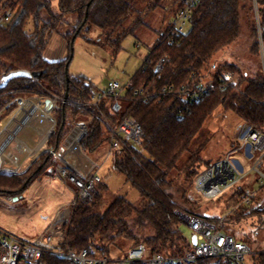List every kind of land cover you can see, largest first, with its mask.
<instances>
[{"label": "trees", "instance_id": "1", "mask_svg": "<svg viewBox=\"0 0 264 264\" xmlns=\"http://www.w3.org/2000/svg\"><path fill=\"white\" fill-rule=\"evenodd\" d=\"M56 1L55 10L51 0H0L1 16L7 10L13 14L8 25L0 29V121L17 108L16 98L57 99V108L50 112L55 128L46 147L57 151L72 124L82 122L87 131L79 146L88 156L107 143L102 118L118 124L129 117L143 131L139 146L121 141L119 151L112 157L113 171L122 175L137 191L138 203L113 194L101 180L91 201H78L69 220L60 228L61 245L75 253L85 250L90 257L105 256L110 261L111 253L117 255L114 260L120 259L138 245L144 246L147 256H183L193 245L190 238L181 233V221L176 212L208 217L198 213L192 194L174 187L173 180L167 178L168 172L176 167L205 121L218 109L224 113L233 112L245 126L264 130V74L261 70L248 75L234 63L212 65L217 54L240 38L244 27L251 39L250 52L259 59L251 0H198L189 21L190 29L172 35L171 26H168L150 48L129 79L132 86L122 99L127 105L117 114L110 111L112 98L108 96L96 107L89 105L92 97L103 93L91 81L82 76L66 75L72 42L80 38L88 45L105 49L115 58L121 50L122 40L142 24L148 13L165 7V11H170L174 17L181 8L180 0ZM258 1L264 40V0ZM69 15L73 18L67 21ZM131 17V24L124 26ZM29 23L30 33L27 32ZM62 24H69L71 30L60 32ZM57 34L66 43L67 57L46 61L44 52L51 37ZM160 59H164V63L156 71ZM16 71L28 75L12 77L4 83L3 77ZM225 73L237 76V83L223 81ZM203 84H210L207 94L201 95L196 103L184 102L181 91H193ZM163 88L172 91L162 94ZM66 89L68 97L63 102ZM139 89L151 98L143 101L134 95ZM203 149L204 144L190 152L178 169L186 185H193L199 174L197 167L202 162ZM55 162L57 160L43 152L35 161L29 162L23 173L0 175V194L20 196L41 174L46 173L49 177ZM209 164L205 163L204 167ZM242 193L241 188H236L228 197V206L232 209L227 215L228 223L264 213L254 207L243 208L240 204ZM222 229L247 244L237 238L229 226ZM255 260L264 264V256ZM39 264L69 262L45 254ZM200 264H210V261Z\"/></svg>", "mask_w": 264, "mask_h": 264}, {"label": "rangeland", "instance_id": "2", "mask_svg": "<svg viewBox=\"0 0 264 264\" xmlns=\"http://www.w3.org/2000/svg\"><path fill=\"white\" fill-rule=\"evenodd\" d=\"M51 3L56 10L57 1L51 0ZM1 14L2 12L0 11V17ZM72 18L73 16L69 15L67 21ZM172 19L173 15L170 11H165V7L148 13L142 24L137 26L131 35L122 40L121 50L115 58H112L110 53L101 47L88 45L80 38L75 39L72 43V58L68 66V73L87 78L101 91L106 88L108 82L124 85L140 67L150 48L159 39L160 34L170 26ZM132 20L133 17L125 21L124 26H129ZM189 29L190 24L187 23L183 28V32L186 33ZM59 30L62 33H66L71 28L69 24H62ZM27 32H31L30 23L27 27ZM255 34L257 39L256 30ZM250 47V35L247 28L244 27L240 38L232 46L217 54L212 60V65L234 63L243 71H246L248 75L253 74L258 69L264 74L260 50L258 49V59L250 52ZM66 57L67 52L64 55V58ZM44 101L35 98L27 99L29 103H27L26 108L35 104L52 119L49 114L50 108L45 107ZM119 103L122 108L127 105V102L122 99L119 100ZM19 110L20 105H17V108L10 115L0 121V126L10 123L11 118L17 115ZM246 127L248 126H245L233 112L224 113L221 109H218L205 121L200 132L192 140L189 150L181 155L176 167L171 172H168L167 178L173 180L174 187L177 190L181 187L187 193L192 194L196 207L199 208L198 213L204 214L208 218L212 219L229 215L232 209L228 206L227 200L231 192L236 188H241L243 191L248 189L254 193L251 204L243 208L249 210L254 207L253 209L256 211L259 209L264 210V188L259 187L258 180L260 175L253 170L261 152H257L248 158L245 156L244 149H240L239 153L233 151L240 147V134L243 133V129ZM202 144H204V149L200 154L202 162L197 167L199 173L204 171L205 163L215 162L230 155L231 152H233L231 158L240 161L244 171L247 172L231 192L227 191L214 200H207L197 194L193 189L194 183L193 185H186L178 171L188 159L190 152ZM9 150L12 157H16L18 160L15 161L13 159L14 163H7L9 170L0 175H15L12 173L15 171L14 168L16 166H19L20 173H23L29 164V159L22 154L14 153L12 145ZM106 150L107 143H103L94 154L89 156L99 166L98 175L109 186L113 194L124 196L127 201L137 204L139 201L137 191L125 182L122 175L113 171L112 158H105ZM24 158L26 160L22 163ZM59 165L58 162L54 163L55 168ZM258 171L264 173V156H262ZM60 182V180L55 183L49 182L47 174L43 173L33 180L20 196H12L11 201L6 200L4 194H0V227L23 240L31 241L37 238L45 231L49 217L54 214V211H57L67 201L72 200V194ZM15 198L16 200L14 201L13 199ZM177 202H180V200H177ZM70 205L71 203L60 209L57 217L50 224L55 230L59 227V233L60 228L64 224L62 223L64 222L63 219L71 211ZM226 226H229L236 233L237 238L247 242L250 248L255 250L264 248V213L258 216H245L238 222H227ZM179 229L186 238H191L192 233L184 223H180ZM110 257L114 261L117 255L116 253H111ZM247 262L249 260H246Z\"/></svg>", "mask_w": 264, "mask_h": 264}, {"label": "built area", "instance_id": "3", "mask_svg": "<svg viewBox=\"0 0 264 264\" xmlns=\"http://www.w3.org/2000/svg\"><path fill=\"white\" fill-rule=\"evenodd\" d=\"M197 2L198 0H180L181 8L177 11L170 24L172 35L183 32V28L191 20ZM251 5L255 30L258 35L257 43L262 59V71H264V40H262L259 1L251 0ZM12 16V12L7 10L0 17V29L8 25ZM163 63L164 59H160L157 62L156 71L162 68ZM222 78L223 81L234 85L238 80L237 76H231L228 73L223 74ZM131 86L130 80L124 85L108 82L103 93L92 97L89 105L96 107L104 97L108 96L112 98L110 111L113 114H117L121 110L119 100L123 99L124 93ZM209 88L210 84H203L194 90L192 89L193 91H181L180 95L184 102L196 103L199 101L201 95L208 93ZM171 91L172 89L170 88H163L161 93L165 94ZM134 95L141 97L143 101L151 98L148 94L144 95L142 89L135 91ZM56 100L50 101V112L57 108ZM23 101H27V99H14L16 105H20ZM16 116L12 117L11 120ZM102 119L105 128L104 136L107 140L105 158H112L119 151L121 141L128 142L134 146H139L142 143L143 131L132 118L126 117L118 124H111L106 118ZM8 124L0 126V174L9 170L8 165H6L7 163H14L18 160L16 157H12L9 150L11 145L8 144L10 132L7 127ZM72 127L75 133L67 137L57 151L47 148L46 144H44V147L37 151L33 157H26L29 159V162H33L45 152L60 164L54 169L48 179L50 182L60 180L63 183L72 185L75 189L67 221L78 201H91L93 195L97 193V184L102 180L98 175L99 166L94 165L90 171H85L76 166L77 159L72 161L68 159L67 151L78 152L80 150L79 141L87 131L85 124L82 122L74 123ZM241 142L242 147L247 146L249 148L251 156L257 152H261L262 156H264V130L250 127L244 128ZM26 158L23 159L22 163L25 162ZM14 169L15 171L12 174H20L19 166H16ZM253 170L260 175L258 180L259 187H264V174L259 172L256 166H254ZM245 175L246 173L237 166L231 156L227 155L210 163L204 171L200 172L194 180L193 189L202 198L214 200L223 193L232 191ZM253 197L254 193L248 189L244 190L240 196V204L243 206L250 205ZM6 200L11 201L12 197H6ZM176 215L188 227L196 239L193 248L183 256L167 257L158 254L147 256L144 246L138 245L130 249L124 257L110 261L105 256L90 257L85 250L75 253L69 249H64L61 245L59 227L55 230L50 225L41 235L31 241L23 240L0 227V264H39L42 256L45 254L65 259L69 264H134L136 262H146L147 264H200L205 261H210V264H258L255 258L264 256V248L258 250L250 248L247 244L236 240L222 229L227 223V215L215 219L212 218V220L211 218L186 215L180 211H177ZM246 260H249V262L246 263Z\"/></svg>", "mask_w": 264, "mask_h": 264}, {"label": "crops", "instance_id": "4", "mask_svg": "<svg viewBox=\"0 0 264 264\" xmlns=\"http://www.w3.org/2000/svg\"><path fill=\"white\" fill-rule=\"evenodd\" d=\"M66 53V44L58 35H53L48 43V46L44 52V59L49 62L59 61L64 59V55ZM97 87V86H96ZM98 88V87H97ZM103 89L102 91H104ZM101 91V90H100ZM27 101H23L20 105V110L17 116L11 120L8 124L9 128V136H8V144L12 145L14 149V153L22 154L25 157L31 158L34 154L44 147L47 136L52 131L54 132L55 121L50 118L45 112H43L39 106L32 104L29 108H26ZM12 125V126H11ZM75 133L74 128L71 126V129L62 143L66 140L67 137L73 135ZM242 133L240 134V142H241ZM240 147L234 149L233 151L239 153L240 149H244L245 156L250 158L252 157L249 154V148L247 146L242 147V142L240 143ZM80 147V146H79ZM233 154L231 152L230 156ZM260 158L256 161L255 165L257 168L260 165V161L262 159V153H260ZM255 155V154H254ZM67 157L69 160H76V166L85 171H90L94 165L98 166L96 161H93L88 155H86L80 148L78 152L67 151ZM237 166L244 172V168L240 161L234 160ZM262 173V172H261ZM264 174V173H262ZM57 180L52 181L51 183H55ZM50 182V181H49ZM62 185L66 187L68 192L72 194V200L74 198L75 189L72 185L68 183L60 182ZM231 192V191H230ZM71 201H67V203L63 204L57 211H54L49 217V221L45 227L47 229L51 222L57 217V213H59L60 209L70 204ZM207 217V216H206ZM67 216L63 219L66 222Z\"/></svg>", "mask_w": 264, "mask_h": 264}, {"label": "water", "instance_id": "5", "mask_svg": "<svg viewBox=\"0 0 264 264\" xmlns=\"http://www.w3.org/2000/svg\"><path fill=\"white\" fill-rule=\"evenodd\" d=\"M72 43H73V42H72ZM71 58H72V46H71L70 61H71ZM68 66H69V64L66 66V69H65V73H66V75H67V73H68ZM23 75H28V74L25 73V72H23V71H16V72H13V73H10V74L4 76V77H3V81H4V83H6V82H7L10 78H12V77H18V76H23ZM67 83H68V80H67ZM67 97H68V89H66V91H65V93H64V95H63V102H66ZM44 104H45V107H49V105H50V100H48V99L45 100V101H44ZM52 133H53V129H52V131L49 133V135L47 136V139L51 136ZM47 139H46V142H47ZM46 142H45V144H46ZM13 200L15 201L16 198L13 199ZM190 240H191L192 245H195V243H196V239H195V236H194V235L191 236Z\"/></svg>", "mask_w": 264, "mask_h": 264}]
</instances>
